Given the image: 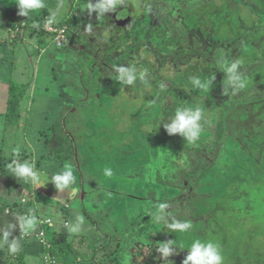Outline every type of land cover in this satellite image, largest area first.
<instances>
[{"label":"rangeland","instance_id":"1","mask_svg":"<svg viewBox=\"0 0 264 264\" xmlns=\"http://www.w3.org/2000/svg\"><path fill=\"white\" fill-rule=\"evenodd\" d=\"M45 1L55 2L43 0L44 4ZM128 1L134 3V8L125 31L102 33L96 24L103 20L104 13L99 16V10L90 11L89 8L99 0H78V10L82 13L77 25L74 24L68 33L85 38L77 39L79 48L74 45L77 54L70 50L72 53L69 55V51L67 55L70 61L73 60L70 66L74 72H84L81 79L78 74L76 79L74 75L68 76L71 85L68 94L84 100L77 113L83 115L81 123L89 121L91 126L79 125L82 131L79 137L76 136L86 142V151L82 149L81 152L89 160L82 161L78 147L73 148V145V153L70 151L71 155L62 157L77 179L72 185L78 186L77 181L84 183L87 179L107 181L111 202L110 205L107 200L108 207L103 204L98 207L106 208L105 213L91 211L87 220L90 222L88 218H93V221L90 224L84 221L77 231L83 233L84 226L89 225L88 230H92L89 235H100L103 242L97 244L94 249L97 253L92 255L103 264L109 261L104 253L118 243L124 245L121 235L133 221H126L132 216L135 217L134 231L138 234L133 241V251L125 252L123 256L126 259L133 254L134 264H183L196 240L218 245L223 264H264V43L261 44L264 40V0ZM119 20L124 19L120 17ZM256 20L258 24H255ZM93 21L96 24L87 27ZM254 25L259 30L256 35L251 34ZM27 34L26 30L25 36L15 45L17 67L20 57H25L24 47L30 46L28 37L31 34ZM46 44L50 46L49 51L59 53L67 48L55 47L51 35ZM101 61L106 65L113 64V67L124 65L126 72L136 74L135 81L126 83L127 76L123 73L122 85L116 81L119 75H112V82H106L97 63L91 68L93 63ZM52 62L57 70L48 64H39L35 90L40 94L58 90L53 74L61 71V63L57 57ZM232 63H238L234 73L227 71ZM29 67L25 70L26 85L33 78L31 64ZM90 68L92 82L86 72ZM104 73L107 75L105 68ZM233 76L241 77L246 86L238 88L234 82H229ZM193 77L202 82L209 81V88L194 87ZM28 86L23 89L24 104H28L31 96L32 89ZM120 89L121 92H117ZM87 90L91 96L82 99ZM94 92L98 99L93 97ZM178 108H200L205 120L200 123H205L204 127L210 125L218 132L222 125L218 122L223 121L220 140L215 142L216 133L207 127L202 129L195 143L188 142L180 133L169 135L164 124L169 123L167 119H171ZM2 120L0 116V123ZM55 128L66 148L69 143L67 135L64 136L65 130L62 133L63 127ZM91 131L95 135L89 137ZM94 137L95 141H92ZM9 144L6 136L5 146ZM93 144L99 145L97 152L92 148ZM206 144L214 149L212 157H206V153L211 152ZM189 156L196 160L202 157L204 162L194 167V159ZM220 159L223 165L218 164ZM147 161L152 170L144 169ZM109 169L112 173L107 176L105 171ZM191 171L196 174L188 178ZM26 186L28 193H32V187L28 183ZM141 198L154 205L148 217L142 213L141 206L137 208ZM200 201L201 204L195 206ZM22 204L30 202L22 199ZM161 204L166 205L163 210ZM40 209L46 208L40 206ZM115 210L122 234L107 227L110 220L106 216H111L112 212L115 215ZM136 210L142 214L136 216ZM46 211L55 221L61 218L59 212L49 208ZM34 213L32 204L26 214ZM178 221L189 222L192 227L183 233L172 230L169 225ZM97 223L104 233L94 229L98 227ZM76 224L73 220L69 230L74 231ZM169 241L172 242L171 253L162 258L160 249ZM98 245L107 247L103 250ZM117 253L119 264H123L120 250Z\"/></svg>","mask_w":264,"mask_h":264},{"label":"crops","instance_id":"2","mask_svg":"<svg viewBox=\"0 0 264 264\" xmlns=\"http://www.w3.org/2000/svg\"><path fill=\"white\" fill-rule=\"evenodd\" d=\"M77 2L78 0H55L52 3H46L45 1L43 8L30 12L25 17L18 15V0H0V116L3 119L0 123V264H103L101 261H98L99 258L97 259L92 255L97 253V249L94 250L97 248V244L103 242L102 238L99 237L100 235L96 234L93 237V233L89 235V225L84 226L83 233L77 230L80 224L83 226V222L88 221L87 217L91 215V211L100 214L106 210L103 207L98 209V207L102 206L101 204L107 207L109 204L111 205L110 196L107 194V181H98L96 179L97 183L93 181L94 179H87L84 183L77 181L78 186L71 184L58 188L53 178V175L63 172L66 166V161L61 154H56L57 141H59L60 137L59 131L55 128L57 126L63 127L62 133L65 130L64 136L67 135L69 146L73 145V148L78 147V155L82 158V161H88L87 155L81 152L82 149L85 150L86 142L84 139L76 138V136L79 137L82 131L79 125H91H88L89 121L85 124L81 123V116L83 115L77 113V108L80 104L76 102L74 96L68 94L70 92L68 89L71 86L69 79H67L68 76L70 74L74 75V79H76V74H78V79H81L80 76L82 75L81 70L79 73L74 72L73 66H70V62L73 60L70 61L68 58L72 53L71 51L77 54V50L75 51V49L79 48L76 45L77 39H80V41L85 39L81 35L68 34L69 30H73L74 24L77 25L78 18L82 13L78 10L79 5H77ZM116 3H121L120 5L115 4L117 8L123 6V3H125L124 6L128 4L134 6V3L128 0H117ZM117 8L113 7L110 11L104 12V18L99 25L98 22L96 24V21H93L87 27L96 24V28L102 33L110 32L106 26L110 23L108 15L112 10ZM99 16H101V13ZM47 25L54 27V29L67 28V40L62 43L63 46L60 47L55 43L54 34L46 30ZM23 30H25L24 32L27 30L28 34L26 36L31 34V37H28L30 46L28 48L24 47L25 51L23 50L22 53L25 54V57H20V64L17 67L16 59L18 57L15 53V45L18 44L19 38L25 36ZM50 35L53 38L55 47H67L62 53L49 51L50 46L46 44V41ZM93 37L96 38V35ZM80 53L83 55V52ZM56 57L60 59L61 63V71L53 74L57 79L58 90L53 93H48L46 90V94H40L35 90L37 84L36 77L40 70L39 64H48L50 68L57 70L56 64L52 62ZM29 64L32 66L33 78L29 81L28 86L24 82V76L25 70L30 69ZM108 67L110 70L106 71L107 75H105L103 68V75L101 77L105 78L106 82H112V75H119L120 78L117 76L116 81L122 85L120 79L123 73L120 71V68L118 70L115 69L113 64L108 65ZM88 72L90 71L87 70ZM17 80L20 82H17ZM25 86L32 89L28 104L22 103ZM12 89L18 97V115L9 118L7 110L9 93ZM117 92H121V89ZM125 93L127 94V91ZM95 98L98 99L97 96ZM49 133H51L50 137ZM93 135L95 133L91 131L89 137ZM6 136H8L10 142L8 146H5ZM80 142L83 143L81 144L82 146L77 145ZM147 150L148 152L150 151V149ZM17 151L18 155H16ZM69 153L71 155V152ZM62 155L64 154L62 153ZM206 157H210L208 153H206ZM13 161L19 163L26 161L34 165V170L39 176L38 182H33L31 179L22 180L16 178L8 167ZM223 163L221 159L218 160V164L223 165ZM149 164L148 161L144 162V169H151L148 166ZM74 180L76 181L77 179ZM75 181L73 183H76ZM93 182L95 183L93 184ZM26 183L30 185V188L32 187V193H28L29 190L26 188ZM73 189H75V194L72 193ZM35 192L40 196H36L35 194L37 193ZM22 199L29 200L35 210L34 215L29 214L28 216L34 217L36 223L33 230L27 234L21 229L23 217H27L26 212L19 210L21 205H23ZM107 200L109 204H107ZM136 200L138 201V199ZM139 200L141 202H137V208L141 206L143 209L142 213L148 217L152 213V206L154 205L149 204L148 201L145 202L143 198ZM130 203L133 205V201ZM40 206L52 209L55 213L59 212L61 218L55 221L52 215H48L46 209L41 210ZM131 210L133 213L135 212L132 208ZM116 213L115 210V215L112 212L111 216H106V219L110 220L107 227L110 229L111 226L114 233L118 231L119 234H122V226L116 217ZM138 213H141V211L136 210V216L142 214ZM80 217L83 218V222L80 221ZM88 219L90 220V222L88 221L90 224L93 218ZM73 220L77 221L74 231L69 230ZM134 220V216L126 220L127 222L131 221V223L124 228V233L121 235L122 242L125 241L124 245L121 246L118 243L109 252L104 253L109 259L104 264H119L117 257L118 250H120L121 257H123L121 263L134 264L133 254L126 259L123 256L125 252L127 253L134 248L133 241L138 234V231L137 233L134 231ZM97 226L94 227L95 230L99 233L105 232L104 229L100 228L98 223ZM85 230L88 231L87 237ZM5 231L9 233L6 241L3 240V232ZM41 232L43 235L40 238L39 233ZM14 239L17 240L20 247V250L15 254L9 251L8 246ZM101 247L105 250L107 246ZM51 261L55 262L52 263Z\"/></svg>","mask_w":264,"mask_h":264},{"label":"clouds","instance_id":"3","mask_svg":"<svg viewBox=\"0 0 264 264\" xmlns=\"http://www.w3.org/2000/svg\"><path fill=\"white\" fill-rule=\"evenodd\" d=\"M117 0H99V2L93 7L89 6L90 11H97L99 13H104L110 11L115 7ZM17 7L19 9L18 15L27 17L30 12L37 11L44 7L43 0H18ZM238 67V63H232L230 67L227 68V71L234 73ZM122 73L127 76L126 83L132 84L136 79V74L134 72H125L123 68L120 69ZM229 82H234L238 88H244L246 86V81L241 79L239 76H233L232 80ZM191 83L194 87H198L201 90H207L210 86L209 81H201L198 77L191 78ZM202 120V111L200 108L195 110L188 108H178L175 112V115L170 119V123L164 124V127L169 135L180 133L187 137V141L190 143H195L196 140L200 138L202 125L200 121ZM9 170L16 178L22 180L31 179L33 182H38L39 176L34 170V165L29 164L28 162L19 163L13 161L9 164ZM106 175H111V170H106ZM54 182L58 188H63L67 185H71L74 182V176L72 168L65 166V170L59 174L53 175ZM72 193L75 194V189L72 190ZM166 205L161 204L160 208L163 210ZM83 222V218H79ZM36 220L34 217L27 216L23 217V223L21 224V229L25 234L30 233L34 226ZM169 227L177 232H187L191 227L189 222H175L169 225ZM9 233L7 231L3 232V240H7ZM172 242L169 241L162 245L160 251L162 252V258H166L171 253ZM9 246V251L13 254L17 253L20 250L17 240H13ZM183 248V245H181ZM223 264V256L219 250L218 245L212 242H201L199 240L194 241L186 259L183 261V264Z\"/></svg>","mask_w":264,"mask_h":264},{"label":"trees","instance_id":"4","mask_svg":"<svg viewBox=\"0 0 264 264\" xmlns=\"http://www.w3.org/2000/svg\"><path fill=\"white\" fill-rule=\"evenodd\" d=\"M209 7V6H208ZM223 8V7H222ZM224 9V8H223ZM207 15H211L210 13H208ZM202 16V15H201ZM255 24H258V21L256 20V22H255ZM255 27H256V25H254V29H252V31H251V34L252 35H256L257 33H258V31L259 30H256L255 29ZM258 27V26H257ZM264 27V26H263ZM258 28H260V27H258ZM250 31V30H249ZM42 33H45V32H43V31H41ZM47 34V33H46ZM247 36V35H246ZM77 38V37H76ZM264 43V40L261 42V44H263ZM260 44V45H261ZM103 57V56H102ZM124 66V65H123ZM123 66L122 67H118V65H115V68H123ZM124 70H125V72H126V70H127V68H123ZM87 72V71H86ZM82 75H84V72H82ZM92 79H93V75L92 74H90V81L89 82H92ZM123 87V86H122ZM10 96H9V103H8V110H7V115L9 116V118H13L14 116H17L18 115V111H17V104H18V97H17V94L15 93V91L12 89L11 91H10ZM203 116L204 115H202V121H204L205 122V120H204V118H203ZM170 118H172V117H170ZM168 121H169V123H170V119H167ZM166 120V121H167ZM218 123H220V124H222L221 125V130L219 131V132H221V133H219L218 131H215L216 130V128H212V126H210V125H205V127H204V124L205 123H203V125H202V122H201V125H202V129H206V127L208 128V129H210V130H212L214 133H216L215 134V136H216V138L214 139V141L215 142H218L219 140H220V138H221V136L223 135V130H224V127H223V121H220V122H218ZM96 137V136H95ZM95 137H94V139L92 140V141H95ZM91 141V142H92ZM99 143H102V141H98ZM199 142V141H198ZM62 145H64V144H62L61 142H60V137H59V141H57V147H56V154L57 155H60V151H63V154L65 155V156H67L66 154H68L70 151H71V148H72V146L70 145V146H66V148H64V146H62ZM91 146V145H90ZM206 146H207V148H209L210 150H211V152L209 153V152H207V150H206V152L209 154V156H213V150L214 149H212V148H210V145H208V144H206ZM181 147V146H180ZM182 147H185V146H182ZM92 148L93 149H95V151L97 152V149H99V145L98 144H93L92 145ZM199 149V148H198ZM65 150V151H64ZM185 149H183V150H181V151H184ZM72 152V151H71ZM178 153H180V152H178ZM64 155H61V156H64ZM189 159H194V161H193V166L194 167H196V166H199V165H201L202 164V161H201V159H199V158H197V160H196V158H191V157H189ZM89 160V159H88ZM92 160V158L90 159V161ZM106 172V171H105ZM155 172V171H154ZM111 173H112V171H111ZM195 174H196V172H194V171H191V172H189L188 174H187V176H188V178H191V177H194L195 176ZM107 176H109V175H107ZM159 177V176H158ZM194 198L196 199V198H198V196H194ZM203 201V200H202ZM198 204H201V201L200 202H196L195 203V206H197ZM184 207H186V205H184ZM30 208H32V205L31 204H27V205H21V207L19 208V210L20 211H23V212H27ZM197 211V213L199 212L198 210H196ZM259 262H261V261H259Z\"/></svg>","mask_w":264,"mask_h":264},{"label":"water","instance_id":"5","mask_svg":"<svg viewBox=\"0 0 264 264\" xmlns=\"http://www.w3.org/2000/svg\"><path fill=\"white\" fill-rule=\"evenodd\" d=\"M114 8H117L116 5ZM133 8L134 7L132 6V4H128L127 6H121L117 9L112 10L108 15V19L112 27H127L132 19ZM120 17L124 19L121 22L119 20Z\"/></svg>","mask_w":264,"mask_h":264},{"label":"flooded vegetation","instance_id":"6","mask_svg":"<svg viewBox=\"0 0 264 264\" xmlns=\"http://www.w3.org/2000/svg\"><path fill=\"white\" fill-rule=\"evenodd\" d=\"M110 25V26H109ZM130 25V24H129ZM129 25L127 26V27H129ZM108 28V30L111 32V31H119V30H122V31H125L124 29V27H112V25L109 23V24H107L106 25ZM97 63V69L99 70V72H103V68H105L106 69V71H108V70H110V68L108 67V65H106L105 64V62L104 61H101V63H98V62H95V63H93V66H91V68H94V66H95V64ZM91 68L88 70V71H90V72H88L89 73V75L92 73V70H91ZM111 72H112V70H111ZM116 73H118L117 71H116ZM87 78V77H86ZM80 79V78H79ZM87 81L89 80V79H86ZM90 81V80H89ZM86 92V91H85ZM88 92H89V90H87V92H86V95H83V97H82V99H84V98H87V97H89V96H91V95H88ZM93 95V97H95V96H98L97 95V93H94V94H92ZM80 98H76V102L77 103H79V104H82L83 103V101L84 100H79ZM82 101V102H81ZM201 159V161H202V163L204 162L202 159V157L200 158Z\"/></svg>","mask_w":264,"mask_h":264},{"label":"built area","instance_id":"7","mask_svg":"<svg viewBox=\"0 0 264 264\" xmlns=\"http://www.w3.org/2000/svg\"><path fill=\"white\" fill-rule=\"evenodd\" d=\"M46 30L54 34L55 43L60 46L64 41L67 40V28L61 27L59 29H54V27L47 25ZM43 233H39V237L41 238ZM50 259V258H48ZM52 263L55 261H51Z\"/></svg>","mask_w":264,"mask_h":264}]
</instances>
